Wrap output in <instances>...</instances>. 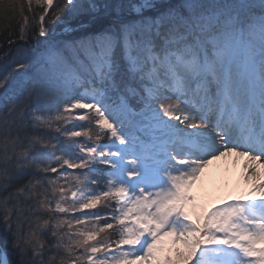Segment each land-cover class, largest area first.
Masks as SVG:
<instances>
[{
	"label": "snow or ice",
	"instance_id": "6c2138e0",
	"mask_svg": "<svg viewBox=\"0 0 264 264\" xmlns=\"http://www.w3.org/2000/svg\"><path fill=\"white\" fill-rule=\"evenodd\" d=\"M0 264H264V0H0Z\"/></svg>",
	"mask_w": 264,
	"mask_h": 264
},
{
	"label": "bare ground",
	"instance_id": "6f19581e",
	"mask_svg": "<svg viewBox=\"0 0 264 264\" xmlns=\"http://www.w3.org/2000/svg\"><path fill=\"white\" fill-rule=\"evenodd\" d=\"M242 160V161H240ZM240 161V162H239ZM239 163V166H244V160L242 157H226L221 160L213 162V164L209 165L208 171L206 173V180L209 175H212V178L215 176L222 179L223 171H229L231 173L235 172V165ZM213 173V174H212ZM224 178V177H223ZM234 178L233 176L230 177V184L233 185ZM211 187V185H209ZM218 194V193H217Z\"/></svg>",
	"mask_w": 264,
	"mask_h": 264
},
{
	"label": "rangeland",
	"instance_id": "374dc122",
	"mask_svg": "<svg viewBox=\"0 0 264 264\" xmlns=\"http://www.w3.org/2000/svg\"><path fill=\"white\" fill-rule=\"evenodd\" d=\"M240 161H242V160H240ZM240 161H239V162H240ZM234 165H235V172H234V173H231V172L225 170V171H223L222 179H221V178H218V177H216V176L213 178V179L215 180V182H216L217 184H219V183H221V182H223V181L226 180V181L228 182L229 186H232V185L230 184V177L233 176V178H234V183H233V185H235V184H237V183H242V181H243V177L241 176V172H242V170H243V166H242V165L239 166V163L234 164ZM212 174H213V173H212ZM210 176L212 177V175H210ZM223 177H224V178H223ZM164 243H165L166 247H169V248L173 247L171 240H169V239H167V238H165Z\"/></svg>",
	"mask_w": 264,
	"mask_h": 264
}]
</instances>
